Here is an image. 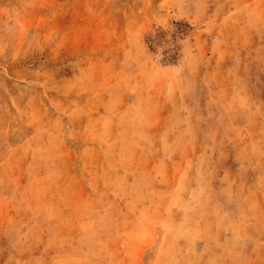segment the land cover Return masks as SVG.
Instances as JSON below:
<instances>
[{
    "label": "rangeland",
    "instance_id": "1",
    "mask_svg": "<svg viewBox=\"0 0 264 264\" xmlns=\"http://www.w3.org/2000/svg\"><path fill=\"white\" fill-rule=\"evenodd\" d=\"M0 264H264V0H0Z\"/></svg>",
    "mask_w": 264,
    "mask_h": 264
}]
</instances>
